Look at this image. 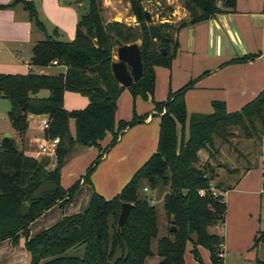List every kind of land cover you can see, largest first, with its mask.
Listing matches in <instances>:
<instances>
[{"label": "trees", "instance_id": "trees-1", "mask_svg": "<svg viewBox=\"0 0 264 264\" xmlns=\"http://www.w3.org/2000/svg\"><path fill=\"white\" fill-rule=\"evenodd\" d=\"M128 1L137 28L118 21L106 22L102 1L86 0L87 9L80 14L74 37L69 41L60 39L56 28L51 34L46 33L32 0L0 4V8L21 4L34 26L45 34L32 46L27 73H0V97L9 100L7 116L15 131V137L0 138V241L10 239L17 244L22 238L30 255L29 264H144L145 258L153 253L160 258L158 264H185L187 242L191 243V253L198 264H203L198 245L208 250L212 264H223L220 256L223 237L210 231L224 221L223 191L213 186L215 167L208 159L201 163L199 152L206 150L209 158L213 157L218 151L216 139L226 142L239 135L263 137L264 89L234 111H228L223 101L215 100L209 113H187L184 97L195 79L169 91L165 101L156 102L152 96L154 67L169 68L176 54L178 43L172 41L174 33L188 23L232 10L235 0H188L199 7L202 16L175 23L169 22L164 14L165 3H159L162 12L155 23L162 37L157 39L149 35V24L144 17V10L148 9L142 0ZM165 7L170 13L174 10L169 3ZM161 19L165 20L161 22ZM116 40L125 44L140 41L142 76L128 87L119 84L111 69ZM47 66L62 69L49 74L33 70ZM43 89L48 90L47 97L38 96ZM124 89L133 97L138 95L153 103L154 115H159L156 150L117 194L106 198L93 190L84 211L64 215L30 236L29 224L53 205L70 202L77 184L89 179L98 159L115 144L119 134L146 118V114L137 115L133 111L130 120H116L117 100ZM65 91L87 97V105L66 110ZM30 115H42L48 122L42 130L43 139L58 138L53 156L38 158L28 149L26 133ZM70 119L74 121L73 135L68 126ZM107 134L111 139L102 148L100 141ZM76 145L96 146L101 152L77 183L64 188L61 167ZM51 158L53 167H49ZM144 188L162 195L168 227L173 225L175 230L169 227L168 234L159 235L157 209L149 203L148 194L141 192ZM123 202L131 207L119 227ZM263 237L264 231L255 236L253 247ZM154 240L155 251L151 248ZM74 249L81 250V254H71Z\"/></svg>", "mask_w": 264, "mask_h": 264}, {"label": "crops", "instance_id": "crops-1", "mask_svg": "<svg viewBox=\"0 0 264 264\" xmlns=\"http://www.w3.org/2000/svg\"><path fill=\"white\" fill-rule=\"evenodd\" d=\"M11 1L0 0V4H9ZM32 1L46 33L51 34L56 28L60 39L64 41L73 39L77 14L70 8V3L68 6H63V0ZM167 1L173 6V2L179 0ZM173 12L175 15L180 11L174 7ZM151 16L153 20V14ZM158 19L159 17L156 16V20ZM3 31H10L16 34V37L12 47H5L3 51L0 49V73H27L30 68L32 46L45 37L44 32L34 26L21 4L0 9V33ZM174 40L177 41L178 47L170 67H154L155 87L152 96L154 101H165L169 91H174L189 80L195 79L193 87L185 93L188 114L211 112L212 102L215 100L223 101L228 111H234L264 89V0H235L232 10L218 13L206 20L188 23L174 33L172 41ZM2 46L4 41L0 37V48ZM22 46H25V49L29 48L23 55ZM116 49L117 45L113 49V61L117 60ZM241 57L245 58L238 59ZM56 67L58 66L35 67L33 70L37 73L49 74ZM40 93L41 90L38 93L40 97H47L49 94V92L45 95ZM140 99L141 104L136 112L138 115L146 114V118L143 122L124 129L115 144L102 155L105 159L109 157L113 159L112 166L115 171L107 173L105 186L99 191L104 197L111 196L110 194L114 192L118 193L156 150L159 120L157 123L154 118L153 103L150 100ZM87 103L88 99L83 95L78 96L71 91L64 92L63 107L66 110L81 109ZM115 118L123 119L117 118L116 112ZM43 119L42 115H30L26 133L28 149L38 158L45 156L36 153L37 144L43 140L41 126ZM68 126L73 135L72 119L69 120ZM179 132V124H177V133ZM6 134L9 133L1 134L0 138ZM10 136L15 137V131H10ZM110 139L111 135L107 134L100 146L104 148ZM91 150L92 147H88L87 151ZM120 162H124L123 166L117 165ZM256 164L246 167L231 184L225 187L213 184L219 191H223L225 201L223 223L210 228L211 232L223 237V264H232V262L264 264V237L256 247H253L255 236L263 232L261 208L264 204L262 192L264 175L262 169L257 170ZM53 166L54 160L51 158L49 167ZM95 181H92L93 187L87 197L88 203L92 191L98 189L94 185ZM75 199L74 197L69 202V207L76 208L77 211L67 212L65 207L58 209L59 204L53 205L29 224V235L33 236L53 225L64 215L78 213L88 204L85 202L84 205V198L74 204ZM216 228L220 231L215 232ZM202 248L197 246L199 254L208 255L210 260L208 250L203 248L206 250L205 253ZM29 262L30 255L23 245L22 238L17 244H13L10 239L0 241V264H29Z\"/></svg>", "mask_w": 264, "mask_h": 264}, {"label": "rangeland", "instance_id": "rangeland-1", "mask_svg": "<svg viewBox=\"0 0 264 264\" xmlns=\"http://www.w3.org/2000/svg\"><path fill=\"white\" fill-rule=\"evenodd\" d=\"M101 1L103 6V17L106 22L118 21L126 25H129L133 28L138 27L137 19L133 14V11L131 10V5L128 0H101ZM163 2L165 3V5L168 4V1L166 0H142L143 6L153 13V22L154 21L158 22V20H156V16L157 18L160 17L159 14L160 12H162V10L158 9V6L159 3H163ZM68 3L69 2H66L64 0L62 1L63 6H68ZM70 4H71L70 8H72L75 14H77V21H78L80 14L84 13L87 9V2L84 1L79 6H77V4L73 2H70ZM165 5L163 6V11L165 12L164 14L166 15V17H168L169 22L175 23L183 18H186L185 17L186 13L182 8V1L173 2V6L180 11L177 14L175 13V15L174 12L170 13L168 10H166ZM0 9H6V8H0ZM164 20L165 19H161V22ZM0 37H2L4 41V46L0 48L3 51L5 50V47H12L14 45V41H15L14 38L16 37V34L10 31H3L0 33ZM136 42L139 44L140 41L136 40ZM28 49H25V46H22V55L24 52L28 51ZM61 69H62L61 67L53 68L50 73H55ZM47 93H48L47 90H41L40 94L45 95ZM71 93H76L78 96H82L77 92L71 91ZM140 98L141 97L138 95L133 97L129 90L124 89L122 94L117 100L116 117L123 118L124 120H130L133 115V111L138 115L136 111L138 106L141 104ZM9 107H10L9 100L4 97H0V137L1 134L3 133L10 134V131L14 132L7 116ZM154 118H156L155 120L157 122L159 120V115H155ZM187 125L188 122L185 123V131L187 130ZM179 129H180V125H179ZM100 142L102 145L103 140ZM215 148L218 151L214 153L213 157L210 158L208 151L202 150L199 152L201 163L204 162V159H208L211 165L215 167L214 168L215 176L213 178V184L217 186L225 187L231 184V182L234 179H236V177L240 175L239 173H241L246 167L255 165L256 163H257L256 164L257 167L256 166L255 167L258 168L257 170L259 171L260 169H262L264 175V136L258 139L255 136L244 137L243 135H239L238 137L229 138L226 142L216 139ZM87 149L88 147L86 146L76 145L72 150L71 154L68 156V158L62 165L60 173H61V184L64 188H68L73 184L77 183V181L85 175L89 166L97 160V156L101 152L99 151V148L96 146H93L91 151H87ZM211 152H214V149H212ZM109 159L110 157L108 159H105L103 157L98 159L95 168L89 174V179H86V181L77 184V187L73 194V198L74 197L76 198L74 204L77 203L82 198H84V205H86L85 202L88 203L87 197L90 191L92 190L93 187L92 181L94 180H96L94 185L98 187V189L95 191L98 193L99 191H102V189L105 186L107 173L114 170V166H112L113 159L110 160ZM123 164L124 162H120V164L117 163V165L120 166H123ZM114 172L115 171H113V173ZM141 192L147 193L149 203L156 206L158 213L159 235L168 234V228L170 226L168 227L169 224L168 219L165 216L164 210L161 205L162 195H158L156 190L155 191L141 190ZM116 193L117 192H114V194H110L111 196H107L106 198H110ZM63 207H65L64 209L67 212H69L70 210L77 211L76 208L69 207V202L64 203V205L62 206L59 205L58 209H62ZM86 207L85 206L84 208L82 207L81 211L79 210V212L84 211ZM261 222H262L261 230L264 231V204L262 205L261 208ZM218 231H220V229L216 228L215 232ZM151 248L153 251H155L156 248L155 240L151 243ZM201 250L206 253L205 249L202 248ZM70 253L75 255H80L81 250L74 249L70 251ZM200 255L203 264H211L208 255H204V254H200ZM183 257L185 264H197L194 260L193 254L191 253L190 242L186 243ZM159 259H160L159 256L156 253H153L152 255H149L148 257L145 258L144 264H158ZM232 264H236V262H232Z\"/></svg>", "mask_w": 264, "mask_h": 264}, {"label": "water", "instance_id": "water-1", "mask_svg": "<svg viewBox=\"0 0 264 264\" xmlns=\"http://www.w3.org/2000/svg\"><path fill=\"white\" fill-rule=\"evenodd\" d=\"M182 8L185 11V17L189 20H196L202 16V12L199 7L188 0L182 2ZM144 17L149 24V35L153 39L161 38V30L157 23L152 20L151 13L148 10H144ZM171 40V39H170ZM116 58L111 64L113 75L117 79L120 85L128 87L134 82L138 81L142 76V62L140 57V47L137 42L122 43L120 40H116ZM161 53L164 54L165 50L162 49ZM4 137H11L10 134H6ZM130 203L123 202L120 206V213L118 217V226L121 227L126 220ZM170 230H175L173 225L170 226Z\"/></svg>", "mask_w": 264, "mask_h": 264}, {"label": "built area", "instance_id": "built-area-1", "mask_svg": "<svg viewBox=\"0 0 264 264\" xmlns=\"http://www.w3.org/2000/svg\"><path fill=\"white\" fill-rule=\"evenodd\" d=\"M66 2H73L75 4H80L86 0H65ZM53 63H56V61H54ZM41 126L42 128H46L48 126V122L46 121V119H43L41 121ZM58 144V138L55 137V138H50V139H43L42 141H40L38 144H37V151L36 153L37 154H40V155H51L54 153L55 151V147L57 146ZM144 190H147V188H144ZM262 192L264 193V188L262 189ZM220 256H224V248H223V243L221 244V253H220Z\"/></svg>", "mask_w": 264, "mask_h": 264}]
</instances>
